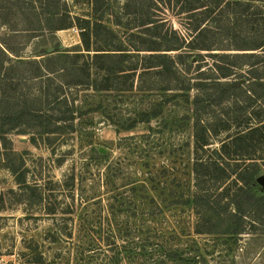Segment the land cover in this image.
<instances>
[{
    "label": "rangeland",
    "instance_id": "rangeland-1",
    "mask_svg": "<svg viewBox=\"0 0 264 264\" xmlns=\"http://www.w3.org/2000/svg\"><path fill=\"white\" fill-rule=\"evenodd\" d=\"M74 1L59 0L72 8L71 16L80 10ZM110 1L112 15L103 19L112 31L107 37L136 46L131 36L137 34L136 14L122 13L124 0ZM10 8L0 16V264H113L118 253L116 264H139L140 258L131 261L127 253L133 244H157L164 254L192 242L207 254V264H264V213L245 214L235 241L194 233L191 107L171 93L62 86L76 73L59 76L69 60L56 54L78 50L80 30L49 31L31 17L23 23L25 13L16 5ZM49 20L51 27L62 23L57 17ZM39 69L52 73L34 78ZM248 96L239 91L203 113L204 121H231L228 131L211 138L205 158L225 136L242 134L264 117V97ZM159 103L160 114L142 122V114ZM32 110L39 117L25 116L13 128L17 115ZM258 139L251 135L250 157H233L230 170L253 159L264 177V141ZM21 174L22 187L16 183ZM234 180L233 173L228 199L216 191L211 195L220 214L212 220L213 233L224 232L226 214L235 210L236 201L226 206ZM260 186L246 188L237 202H259L264 198Z\"/></svg>",
    "mask_w": 264,
    "mask_h": 264
},
{
    "label": "trees",
    "instance_id": "trees-1",
    "mask_svg": "<svg viewBox=\"0 0 264 264\" xmlns=\"http://www.w3.org/2000/svg\"><path fill=\"white\" fill-rule=\"evenodd\" d=\"M10 4L19 7L20 14L25 13L23 23L31 17L49 31L71 27L80 30L79 49H65L56 54L69 60L70 66L60 68L59 76L65 78L68 72L76 73L62 86L94 91L171 93L172 98H180L191 107L194 188L191 204L197 218L195 234H221L235 241L242 231L238 221L245 214L264 213V198L254 204L237 202L246 188L257 184L260 166L256 160L249 159L251 163L236 170H230L228 162L236 156L250 157L249 149L253 147L247 141L251 135L259 137V144L264 141V117L247 127L246 132L227 135L218 141L219 146L211 150L209 159L204 157L205 147L210 145L212 137L228 131L231 121L228 118L201 119L207 109L233 99L239 91L249 94V98H257L258 94L259 98L264 97V0H136L134 4L132 0H124L120 8L122 13L136 14L137 34H131L137 39L136 46L107 37L112 31L105 28L103 19L112 15L110 0H75L80 10L73 12V16L72 8L65 2L60 4L59 0H0L1 17L10 12ZM50 17H57L62 23L51 27ZM46 57L42 58L44 62L55 56ZM49 71L45 69V74H40L39 69L34 78H48L52 73ZM244 104L245 110L249 104ZM160 110L161 103L156 104L150 113L142 114L145 120L141 121L156 118ZM39 115L34 110L22 112L15 117L13 128L25 116L35 118ZM4 120L11 121L12 117L4 116ZM219 122L222 126H218ZM6 167L14 174L10 166ZM233 173L235 191L226 206L236 201L235 210L226 214L228 224L224 232L213 233L212 220L220 214L211 195L216 191L220 197H231L229 180ZM16 183L20 187L25 185L23 174ZM259 188L264 192L262 186ZM160 252L163 253L161 248L151 243L133 244L127 249L131 261L141 259L139 264H207V254L194 242L182 250L174 248L164 254ZM118 256L119 253L115 259L111 258L113 264L118 262Z\"/></svg>",
    "mask_w": 264,
    "mask_h": 264
},
{
    "label": "water",
    "instance_id": "water-1",
    "mask_svg": "<svg viewBox=\"0 0 264 264\" xmlns=\"http://www.w3.org/2000/svg\"><path fill=\"white\" fill-rule=\"evenodd\" d=\"M61 47L62 46H60V48ZM53 52H54L53 48L47 49V54H52ZM256 183L260 184L262 186L263 190H264V177L263 176L258 177L257 180H256Z\"/></svg>",
    "mask_w": 264,
    "mask_h": 264
}]
</instances>
